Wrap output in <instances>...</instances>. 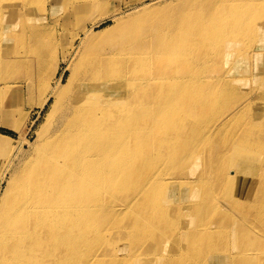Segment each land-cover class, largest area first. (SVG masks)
I'll list each match as a JSON object with an SVG mask.
<instances>
[{
  "label": "bare ground",
  "instance_id": "6f19581e",
  "mask_svg": "<svg viewBox=\"0 0 264 264\" xmlns=\"http://www.w3.org/2000/svg\"><path fill=\"white\" fill-rule=\"evenodd\" d=\"M232 2L202 12L196 0H182L161 21L145 12L102 28L98 0L36 3L53 23L57 10L75 19L93 6L99 13L60 33L68 40L46 85L45 67L38 85L29 70L23 79L14 72L44 57L47 43L0 56V72L12 74L0 81L2 116L25 115L20 88L39 109L52 98L32 156L17 168L6 158L0 264L264 261L248 245L264 239V120L251 114L264 101V68L259 76L256 66L235 67L255 47L252 59L264 61V0ZM20 8L9 30L14 46L16 36L46 29L32 28V9ZM59 62L65 68L54 76Z\"/></svg>",
  "mask_w": 264,
  "mask_h": 264
},
{
  "label": "rangeland",
  "instance_id": "374dc122",
  "mask_svg": "<svg viewBox=\"0 0 264 264\" xmlns=\"http://www.w3.org/2000/svg\"><path fill=\"white\" fill-rule=\"evenodd\" d=\"M76 1L79 2L80 0H76ZM181 1L182 0H98V4H100V6L102 5L100 11L101 16H106L104 17L105 20L100 24V28L109 24L115 25L116 22H124L126 21V18H133L138 16L140 13H145V12H151V17L154 19V21L157 20L158 22L163 20L167 16L173 15L174 7L179 6L181 4ZM230 1L231 3H233L232 0ZM37 2L39 3V0H12V2L10 3H6L4 2V0H0V33H1L0 56L1 59H3L10 57V55L12 56L14 52L16 53V55L21 54L24 52V49H21V47L24 48L27 47L30 41L34 43H42V42L47 43L46 51H45L46 53L44 54V57H39L40 59L36 61L31 58L27 65L17 67V70L14 72L17 76L23 79L24 74H27V71L29 70L28 79H32L33 81L36 80L37 82L35 84L38 85L39 84L37 80L38 72L40 69L45 67L46 78L42 80L44 81L43 82L44 84L43 83L42 84L46 85L52 78V74H53L52 66L53 63H55L56 61L55 57L56 55L61 54V47L63 46L62 42L68 40V37H63L64 34L60 35V33H65L63 32V30H66L72 34V32L76 28H78L79 25L97 18L99 13V8L96 10V7L93 6L92 8L89 9L90 12L87 15L79 17L77 19H75L77 16L68 15V14L65 15L62 14L61 11L57 10L55 12L56 21L55 23H53L50 20L49 13L46 14V18H45L46 20H43V17L45 16L44 14H42L40 10L36 8ZM196 2L198 3V6L202 10V12H205V11H212L217 7H224L228 3V0H196ZM20 7H30L32 9L31 11L32 16L29 21V24L32 28H35L41 23H43L46 25V29L43 30V33L37 34L32 38L18 39V36H16L18 40L17 42L18 47L15 48L17 44L14 46L15 40L9 37L12 34V32H10L9 30L11 27H13L14 22H16L20 16L19 14V10L21 9ZM257 9L262 10V8L258 6ZM4 12H6V15L2 16ZM113 17H115V23H111L110 21L111 18ZM203 17L205 16H202V18ZM115 30L121 31L122 29L117 27L115 28ZM256 49L257 47L251 50L249 54V61L238 63L235 65V67L242 68L246 66L251 69L252 67L256 66L259 71L258 75L259 76L263 75V72L260 69V67L262 69L264 68V61L259 63L258 60L252 59V57L255 54L254 51ZM219 60L222 63L225 62V58L222 56L219 57ZM3 64L5 63L0 60V66ZM261 64L263 65V67ZM64 68H65V64L59 62V68L54 73V76H59L61 70H63ZM68 74L69 72L64 71L62 80H65V77ZM11 75L12 74L10 71L5 73L0 72V81H5L9 83L11 81ZM255 85H256L255 81L251 82L248 85L247 91H251L252 89H254ZM16 88H18L17 92H19L20 86H16ZM9 89L11 90L12 88ZM24 89L25 88L23 89L20 88L21 97H22L21 111L25 112V115H23V117L20 118L19 117L20 115L17 112H15L13 115L10 116V118H6V116H2L0 114V135L9 137L7 141H3V142L0 141V193L4 189L7 179H9L8 174H4L2 176L4 165L6 164V160H7L6 158L7 157L10 158L11 156L14 158L11 162L13 164L12 165L13 168L21 167L22 163L26 161V159H28L30 156H32L31 153L35 146L36 137L42 134L46 129L45 117L47 114L48 105L51 103L52 98L49 97L47 104L39 109L37 105L30 103L29 99L26 98V93ZM13 97L14 96L12 95V98ZM6 104H10L9 99L2 106V109L6 107L5 106ZM255 106L256 107L251 112V114L264 120V101L255 104ZM13 122H15V124H13ZM17 124L18 126L20 125L19 126L20 128L18 127L17 129H15V126ZM263 143H264V139H263ZM213 179L214 178L212 176H209L208 182L209 183L212 182ZM219 194H221L220 189L218 195ZM220 205L221 208L225 210V208L223 207L224 203H222V201L219 200V206ZM208 217L210 219L212 218L210 216ZM249 220L251 221V219ZM146 226L147 225L145 224L139 227L138 231L142 230ZM111 229H113L112 224H105L104 227L102 228V230H111ZM241 229L244 230L248 228L241 227ZM248 245L249 247L253 246V248L258 246L259 249H261L264 252L263 249L264 239L261 240V238H258L257 236H252ZM257 264H264V261L258 259Z\"/></svg>",
  "mask_w": 264,
  "mask_h": 264
}]
</instances>
